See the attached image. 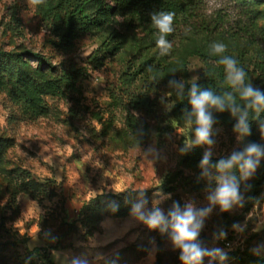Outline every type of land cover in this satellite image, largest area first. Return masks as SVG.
<instances>
[{
  "label": "rangeland",
  "instance_id": "1",
  "mask_svg": "<svg viewBox=\"0 0 264 264\" xmlns=\"http://www.w3.org/2000/svg\"><path fill=\"white\" fill-rule=\"evenodd\" d=\"M247 12L256 25L248 34ZM198 13L222 18L224 28L240 33L242 38L227 42L249 57L257 48L264 51V0H200ZM133 19L128 10L114 11L97 28H77L69 46L64 29L45 21L31 0H0V50H32L59 69L74 65L83 72L74 89L45 97L51 108L46 117L25 116L0 88V264H50L43 254L53 264H183L170 229L150 230L132 214L144 201V210L159 207L165 216L174 204L211 209L197 242L222 249L226 258L204 257L201 264H264V155L249 179L238 174L243 207L228 212L208 199L217 187L216 170L184 162L195 146L209 158H230L251 143L264 151V116L252 140L235 127L212 125V144H192L182 152L195 139L194 124L175 118L174 92L203 70L201 58L190 53L201 37H189L161 56L151 42V22ZM186 27H179L178 36ZM251 68L250 83L264 92V70ZM128 73L136 74L130 82ZM143 93L147 104L136 105ZM167 104L174 106L168 110ZM129 117L135 119L133 130ZM134 131L141 143L131 141ZM198 176L206 186L196 191Z\"/></svg>",
  "mask_w": 264,
  "mask_h": 264
},
{
  "label": "trees",
  "instance_id": "2",
  "mask_svg": "<svg viewBox=\"0 0 264 264\" xmlns=\"http://www.w3.org/2000/svg\"><path fill=\"white\" fill-rule=\"evenodd\" d=\"M237 1L242 5H250L256 0ZM90 2L95 9L94 13L88 11ZM104 2L107 3L106 6H104ZM199 3L200 0H112V2L108 0H44L38 7L45 21H51L59 28L64 29L63 40L69 46L77 28L83 27L85 30L97 28L109 21L112 13L117 10H128L131 14V22L133 18H138L139 24L145 19L151 22V14L154 12H174V31L168 36L169 41L173 43L171 53L176 50L178 44L189 37L200 36V41L190 52L193 55H198L204 65L199 78L194 83L201 90H211L215 95L224 96L226 93H231L236 98L237 104L243 108L244 102L239 99V94L226 83L224 68L218 63L219 57L212 54L211 44L222 42L226 45L225 55L235 58L238 65L245 70L246 83L250 82L252 66L264 70V51L257 48L253 56L249 57L244 50L231 46L227 40L242 38V35L224 28L222 18L212 21L200 16L198 13ZM247 18L249 19V28H244V31L248 34L256 25L254 14L247 12ZM182 24L187 27L178 36L177 32ZM149 31L152 45L156 46L158 31L152 23ZM247 41L248 45H253L251 40ZM110 43L111 39H107L105 46H109ZM23 53L26 56H33L38 63L34 65L24 58ZM135 75V73H128L127 81L130 82ZM82 76L83 72L74 65L59 69L52 65L43 54L32 50L25 52L0 50V88L19 106L22 113L31 119L48 116L51 108L45 97L47 95L62 96L66 91L74 89ZM192 84H185L182 89L179 88L174 92L173 114L179 122H185V111H191L189 91ZM135 103L136 105H146L147 95L144 93L137 95ZM210 112L214 121L213 125L235 127L239 121V115L233 116L227 108L223 112L213 108L210 109ZM263 116V112L257 116L255 111L248 110L250 134L245 137L250 140L254 138V132ZM128 124L132 130L135 129L134 118L129 117ZM123 135L128 136V131L124 130ZM133 135L134 138L131 141L135 143L143 141L139 132L134 131ZM203 158L201 147L195 146L186 153L184 162L189 161L192 166H196L200 165ZM221 159L228 158L212 157L209 158V162L211 165H215ZM238 174L237 171V180ZM205 186L202 176L196 177L193 181V188L196 191L204 189ZM112 204L115 205L114 202ZM36 251L39 250L36 249ZM43 257L45 261L53 264L48 254H43Z\"/></svg>",
  "mask_w": 264,
  "mask_h": 264
},
{
  "label": "clouds",
  "instance_id": "3",
  "mask_svg": "<svg viewBox=\"0 0 264 264\" xmlns=\"http://www.w3.org/2000/svg\"><path fill=\"white\" fill-rule=\"evenodd\" d=\"M43 2L44 0H31L33 5H40ZM174 18L175 13L170 11L151 14V23L158 31L156 47L161 56L169 55L173 49V43L169 41L168 36L174 31ZM211 51L213 55L219 57L218 63L224 68L226 83L239 94V99L244 102V106L241 108L231 93H226L224 96L215 95L211 90H201L193 83L189 91L191 111H185V123L190 128L194 124L195 139L191 144H186L185 148L181 149L182 152L192 144H212L210 135L214 121L210 109L214 108L223 112L227 108L233 116L239 115V121L234 130L240 137L250 134L248 110L251 109L257 114L264 111V92L255 89L250 82L246 83L245 70L238 65L235 58L225 55L226 45L222 42H214L211 44ZM170 84H175V81H170ZM178 87L182 89L183 85L180 84ZM163 102L164 100L161 98V103ZM173 106V104L166 105L168 110H171ZM262 155H264V151L258 145L251 143L243 151L233 152L230 158L221 159L215 165H211L209 162L210 153H205L200 167L205 170L215 168L218 173L215 178L217 187L208 197L210 203L219 206L222 212L230 211L233 206L242 208L244 197L240 192L236 173L238 171L243 180L249 179L255 173ZM248 188L250 189L251 185ZM145 203L146 201L134 205L132 214L150 230L159 229L163 232L170 229L174 246L181 250L180 260L183 264H201L204 257L219 258L221 261L226 258L222 249L207 250L197 242L202 220L211 210L210 208L197 211L189 204L184 210H181L177 204H174L172 210L165 216L159 207H155L151 211L144 210ZM239 227V225H233V228ZM220 235L223 238L226 233L221 232ZM73 264H81V262L73 261Z\"/></svg>",
  "mask_w": 264,
  "mask_h": 264
},
{
  "label": "built area",
  "instance_id": "4",
  "mask_svg": "<svg viewBox=\"0 0 264 264\" xmlns=\"http://www.w3.org/2000/svg\"><path fill=\"white\" fill-rule=\"evenodd\" d=\"M221 241H222L223 244H225L226 246H228V247L231 246V242H230L227 238H221Z\"/></svg>",
  "mask_w": 264,
  "mask_h": 264
}]
</instances>
